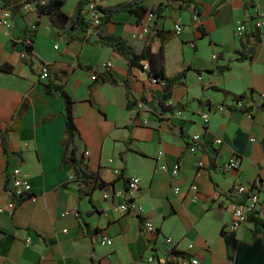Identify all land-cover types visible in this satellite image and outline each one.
Segmentation results:
<instances>
[{
	"label": "crops",
	"instance_id": "1",
	"mask_svg": "<svg viewBox=\"0 0 264 264\" xmlns=\"http://www.w3.org/2000/svg\"><path fill=\"white\" fill-rule=\"evenodd\" d=\"M3 1L13 10V26L0 28V67L8 69L0 70V202L11 199L13 167L29 178L37 199L27 197L13 212H0V264H150L148 254L163 258L175 251L203 264H264V233L255 232L254 222L230 227L234 204L246 198L233 192L239 183L259 194L264 220V109L258 107L264 101V28L261 40L252 38L253 57L243 61L237 60L243 36L236 34L242 20L249 21L248 33L259 31L253 21L264 18V0H145L142 19L118 13L108 31L137 53L151 42L154 64L163 61L169 77L191 67L170 88L153 81L147 60L142 64L148 68L129 69L122 54L101 43L97 30L75 20L62 24L59 16L52 20L38 11L24 13L21 0ZM98 1L110 6L128 0ZM80 2L67 0L63 11L75 17ZM147 24L149 33L140 36ZM30 31L33 58L27 59L22 53ZM108 62L116 83H95ZM42 63L49 65L47 80L39 76ZM49 84L64 85L75 100L78 155L108 184L91 197L80 198L75 168L63 164L65 101ZM252 91V113L230 109L234 94ZM142 100L146 108L139 110ZM171 102L184 104L181 115L166 107ZM218 104L226 109L215 110ZM209 109L213 114L205 123L202 114ZM1 130L9 134L7 151ZM234 155L241 167L226 171L223 165ZM163 163L167 170L160 168ZM176 163L180 170L174 177ZM131 177L140 178L132 197L126 193ZM193 183L198 191L190 188ZM130 198L144 205L143 215L122 209ZM145 218L156 225L154 234L144 230ZM102 234L112 244H102Z\"/></svg>",
	"mask_w": 264,
	"mask_h": 264
},
{
	"label": "trees",
	"instance_id": "2",
	"mask_svg": "<svg viewBox=\"0 0 264 264\" xmlns=\"http://www.w3.org/2000/svg\"><path fill=\"white\" fill-rule=\"evenodd\" d=\"M67 0H47L46 3L41 5L38 8V14L40 16L48 15L54 20L55 16H59L62 21L61 23H67L70 20L79 21V24H83L84 27H90V24L83 18L82 12L84 7L92 0H81L78 13L75 17H70L67 15L63 8L65 6ZM99 8L102 10L103 15L101 18V24L96 27L98 35L100 37V41L103 45L112 47L115 51L122 54L128 61L129 69L134 66L144 67L142 64L143 61L147 60L150 62L149 64V76L153 79H156V82H163L165 88H170L177 82L181 81L186 75L187 71L191 69V67H186L180 73L173 77H169L165 71V64L162 61L160 67H157L154 64V55L151 50V42L146 46V49L143 53H137L133 47L122 37L112 34L108 31V25L111 21H113L114 17L123 11L131 12L138 15L139 19H142L148 12V9L145 6V0H128L118 4L104 6L99 4ZM56 22V21H55ZM60 26V25H59ZM259 31L248 33L246 32L243 35L241 40V48L237 51V60L243 61L246 59H251L253 57V53L255 50V43L252 42V38H255L256 41L262 39L263 30L258 29ZM27 50L30 54L33 51V43H29L26 45ZM164 49V48H163ZM163 49L161 50V57L164 58ZM90 71H95L94 67H87ZM0 70L7 71L8 69L0 67ZM199 72L201 70L198 69ZM101 80L110 81L112 83H116V80L110 69H105L102 72L97 73V78L94 80L95 83H98ZM127 84L130 88V79L127 80ZM49 88H55L60 91L62 97L64 98V108L63 114L65 116V148L66 154L63 159V164L71 163L75 168V178L79 181V190H80V198L82 199L84 196H92L93 192L98 188H106L108 184L104 181H100V178L95 173L90 172L85 166L84 158L78 155V149L76 146V138L79 133L77 125L75 123V100L71 97V95L66 91L64 85H48ZM217 90L223 91L225 94H231L230 91L221 88L214 87ZM254 91L250 94H234L235 104L234 106H229L230 109H238L245 113H252L253 108L255 106L252 95ZM144 101V100H142ZM202 104H212L211 101H203L199 100ZM242 102V105L238 104ZM178 108H183L184 104H177ZM170 110H174L172 106H166ZM258 107L264 109V101L258 105ZM1 137L3 141L4 149L8 150V142H9V134L7 131L1 130ZM249 219L255 224V232H263L264 233V220L259 217L258 212L250 215ZM175 253H177L175 251ZM178 254V253H177Z\"/></svg>",
	"mask_w": 264,
	"mask_h": 264
},
{
	"label": "built area",
	"instance_id": "3",
	"mask_svg": "<svg viewBox=\"0 0 264 264\" xmlns=\"http://www.w3.org/2000/svg\"><path fill=\"white\" fill-rule=\"evenodd\" d=\"M47 0H21L19 7L21 11L24 13H28L31 11H37L38 8L46 3ZM99 1L98 0H92L90 1L85 9H84V14H85V19L86 21L90 24V27L96 30V27L101 24V18L103 15L102 10L99 8ZM155 18V13L153 11H150L148 13V20L153 21ZM254 26L257 29H263L264 28V18H258L253 21ZM249 21H239L236 25V34L239 36H243L246 32L249 31ZM13 26V10L11 7L6 5V3L3 0H0V28H10ZM175 29L177 33L182 32V25L181 24H176ZM150 28L149 25H144L142 28V31L140 32V36H143L147 33H149ZM34 31H30V34L28 37L25 38L24 42L25 44L33 43L34 40ZM138 36V35H137ZM136 36V37H137ZM22 57L31 59L33 56L28 52L26 49L22 53ZM214 58H217V54L214 55ZM112 65L111 62H108L105 67L107 69L110 68ZM144 68H148V64L144 65ZM50 75V69L49 65L47 63H42L40 67V79L42 80H47ZM154 82H156V79H153ZM239 106L242 105V102L238 104ZM170 106H172V102L170 103ZM137 108L139 110L145 109L146 104L144 101H139L137 103ZM215 110H225L226 106L223 104H218L215 107ZM183 113L182 108H177L172 111V114L174 115H181ZM213 114V110L209 109L208 111L204 112L202 114L203 120L205 123H208L211 120ZM160 118L163 116V114H159ZM145 123H148V119L144 120ZM200 139V135L196 134L193 137V140L196 142ZM218 142H221V139L217 140ZM191 150L195 151L196 147L193 145L191 146ZM163 155V151L159 152L158 159H161ZM110 162L113 161V158L109 159ZM200 165L202 166L203 163L200 162ZM224 169L226 171H232V170H238L241 167V159L238 156H232L226 163L223 165ZM160 168L162 170H167V165L166 164H161ZM179 170H180V165L176 163L173 166L172 169V175L174 177H177L179 175ZM116 173H119V169H115ZM9 183H10V189L9 193L11 195V199L7 204H3L0 202V212H5V211H11L13 212L18 204L22 202L24 199L27 197L33 201H36L37 196L32 193V183L29 180L28 177H26L23 174V171L20 167H13L10 170L9 174ZM127 191L126 193L129 196H134L139 188L140 185V178L139 177H131L128 178L127 180ZM190 188L194 191H198L199 187L196 183H193ZM175 191L179 193L181 191L180 186L175 187ZM233 192H235L239 196L246 195V198L242 202H236L233 207V219L230 224L231 229L233 230H238L241 225L246 223L249 220L250 215L253 213H256L259 211V205H260V196L257 192H249V189L246 185L243 184H236L233 188ZM117 195L121 194V191H118L116 193ZM104 197L108 198L111 197L110 193L105 192ZM122 209L125 212H133L137 216H141L145 212V207L142 204L135 203L131 198L129 201L125 202L122 205ZM144 225V230L147 232V234H154L157 230L156 225L154 222L149 219L145 218L143 221ZM167 242H173V239L171 237L166 238ZM30 239H28V243H30ZM100 242L102 244H112V239L105 235L102 234L100 237ZM190 247H193L191 244ZM147 261L150 264H203L202 260L195 256V255H180L175 252L170 253L169 255L159 258L155 254H148L147 255Z\"/></svg>",
	"mask_w": 264,
	"mask_h": 264
}]
</instances>
